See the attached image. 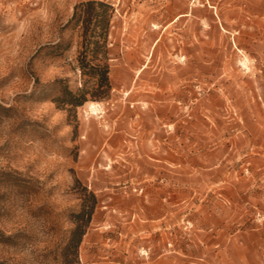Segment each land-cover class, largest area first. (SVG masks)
<instances>
[{"label": "rangeland", "instance_id": "rangeland-1", "mask_svg": "<svg viewBox=\"0 0 264 264\" xmlns=\"http://www.w3.org/2000/svg\"><path fill=\"white\" fill-rule=\"evenodd\" d=\"M81 1L0 0V106L14 110L0 112V173L19 178L0 175V230L23 234L0 258L62 264L86 189L97 204L77 264L253 263L264 0H103L111 95L67 111L35 80L80 86L63 26Z\"/></svg>", "mask_w": 264, "mask_h": 264}, {"label": "trees", "instance_id": "trees-1", "mask_svg": "<svg viewBox=\"0 0 264 264\" xmlns=\"http://www.w3.org/2000/svg\"><path fill=\"white\" fill-rule=\"evenodd\" d=\"M114 16L113 5L103 0H85L74 5L72 14L67 20L63 29L77 32L78 43L76 52V70L80 75V86L72 91L66 80L55 79L45 85H41L38 79L36 86L42 93L53 92L55 96L48 98L56 107L76 110L88 101H104L110 98V64L108 36ZM63 43L54 45L60 48ZM66 44L63 50H67ZM46 95V94H45ZM67 109V111H70ZM14 111L11 107L0 106L3 116L9 117V113ZM75 117V115H74ZM1 176L14 178L10 172H1ZM81 198L80 210L72 215L73 228L69 232V237L61 251L62 264H77L78 247L84 234L89 227L91 217L97 204L96 197L92 192L84 189ZM23 234H5L0 230V246L15 247ZM0 264H12L0 258Z\"/></svg>", "mask_w": 264, "mask_h": 264}, {"label": "crops", "instance_id": "crops-1", "mask_svg": "<svg viewBox=\"0 0 264 264\" xmlns=\"http://www.w3.org/2000/svg\"><path fill=\"white\" fill-rule=\"evenodd\" d=\"M112 87V86H111ZM257 233H260V238H261V241H260V254L256 257V260L251 263V264H264V230L263 229H258L257 230Z\"/></svg>", "mask_w": 264, "mask_h": 264}]
</instances>
